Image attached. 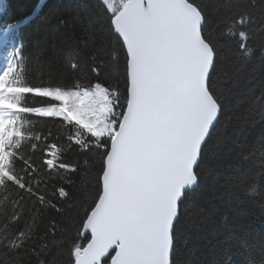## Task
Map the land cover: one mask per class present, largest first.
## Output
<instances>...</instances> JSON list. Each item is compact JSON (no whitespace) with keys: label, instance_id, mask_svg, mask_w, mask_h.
Returning a JSON list of instances; mask_svg holds the SVG:
<instances>
[{"label":"snow or ice","instance_id":"6c2138e0","mask_svg":"<svg viewBox=\"0 0 264 264\" xmlns=\"http://www.w3.org/2000/svg\"><path fill=\"white\" fill-rule=\"evenodd\" d=\"M211 2L218 29L236 44L231 57L205 36L209 18L198 0H86L88 18L103 37L94 55L106 51L104 41H115L123 55V102L118 86L99 79L77 80L71 87L29 84L21 74L23 42L9 49L0 70V191L9 194L0 202L5 225L0 264L39 261L58 229L52 220L41 235V218L46 211H66L63 204L71 194L63 183L73 179L65 173L79 171L76 164L63 162L64 149L52 140L51 130H25L26 115L55 118L69 131V150L95 149L102 156L95 193L82 189L79 205L72 198L73 208H82L83 214L67 264H175V240L186 226L182 206L201 188L198 170L224 111L213 77L235 86L256 54L264 58V0ZM20 23L0 24L6 47L17 39ZM91 72L99 77V64ZM27 96L46 103L26 104ZM253 150H264V143ZM235 188L229 177L202 196L214 206L231 201ZM248 191H256L255 185Z\"/></svg>","mask_w":264,"mask_h":264},{"label":"trees","instance_id":"16d2710c","mask_svg":"<svg viewBox=\"0 0 264 264\" xmlns=\"http://www.w3.org/2000/svg\"><path fill=\"white\" fill-rule=\"evenodd\" d=\"M198 2L206 5L209 18L205 36L216 44L224 56L231 57L236 44L218 29L215 22L217 11L211 0ZM85 3L86 0H0V24L21 21L17 39L8 47L1 42V52L6 56L10 48L23 42L25 67L21 74L29 84L59 83L71 87L77 80L86 84L89 80L99 79L112 87L118 86L123 102V55L119 53L115 41H104L106 51L99 58L94 55L100 51L103 37L101 29L94 27V22L89 20ZM5 6L7 15L3 14ZM103 32L107 34L106 27ZM262 63L264 58L256 54L235 86L218 76L213 77L217 92L224 100V111L213 133L206 162L198 170L201 188L182 206L186 226L179 230L175 240L172 256L175 264H264V195H261L264 193V183H261L264 150H253V146L259 149L264 143ZM73 64L77 67L72 68ZM97 64L101 68L99 77L91 72ZM17 71L19 73L20 69ZM23 102L35 106L46 103L32 96H27ZM24 128L30 133L51 130L52 140L64 149L63 162L76 164L79 168L75 174L65 173L73 179L72 184L57 181V184L63 183L71 194L68 202L63 204L66 211L62 214L46 211L40 222L41 235L52 220L58 221V229L54 238L46 241L48 246L39 261L44 264H67L68 248L71 239L76 236L79 216L83 214L82 208H73L72 198L75 197L79 205L82 189L95 193L102 156L95 149L88 153H80L75 148L69 150L66 139L69 131L55 118L26 115ZM27 144L26 139V148ZM39 154L40 149H37L35 155ZM229 177L236 182L234 198L228 202L217 201L214 206L208 204L202 193L223 184ZM253 185L256 191H248ZM52 187L51 184L48 186L49 194ZM7 196V192L0 191V202ZM12 205L13 201L9 198L6 202L8 212H11ZM4 227L3 217H0V229ZM78 242L85 241L81 239ZM0 259H3L2 252Z\"/></svg>","mask_w":264,"mask_h":264}]
</instances>
